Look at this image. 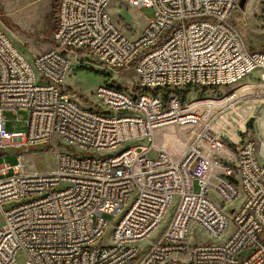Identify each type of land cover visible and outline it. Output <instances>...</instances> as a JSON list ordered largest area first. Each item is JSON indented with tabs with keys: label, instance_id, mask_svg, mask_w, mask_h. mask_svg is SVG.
I'll return each mask as SVG.
<instances>
[{
	"label": "built area",
	"instance_id": "2783aa9c",
	"mask_svg": "<svg viewBox=\"0 0 264 264\" xmlns=\"http://www.w3.org/2000/svg\"><path fill=\"white\" fill-rule=\"evenodd\" d=\"M115 2L153 11L136 38L113 22ZM238 4L59 0L52 46L31 63L0 20V149L45 146L55 161L47 172L26 168L21 155L13 168L0 165V264H17L19 254L22 264H264V164L256 141L235 151L219 146L216 119L234 107L236 93L221 104L165 94L232 87L264 73V52L250 51L231 23ZM70 59L109 73L132 70L141 93L100 85L98 110L80 107L60 91ZM4 113L24 131L7 133ZM195 122L199 132L180 159L155 147L157 130ZM118 215L115 224L104 218ZM228 219L233 233L223 242L187 245L191 226L221 239ZM109 227L110 243L101 245Z\"/></svg>",
	"mask_w": 264,
	"mask_h": 264
},
{
	"label": "rangeland",
	"instance_id": "374dc122",
	"mask_svg": "<svg viewBox=\"0 0 264 264\" xmlns=\"http://www.w3.org/2000/svg\"><path fill=\"white\" fill-rule=\"evenodd\" d=\"M52 3L53 0H0V20L3 31L29 63L32 62L34 56L49 50L52 46V34L55 28L57 10L56 5L53 9ZM109 14L121 33L128 39L136 38L153 17L151 9L137 10L117 2L109 8ZM230 20L250 51L264 52V0H246L241 9L238 4ZM90 65V63L83 60L81 67H77L70 59V70L64 83L60 86V91L66 93L80 107L98 110L99 103L95 98V91L100 85L113 86L133 96L141 93L140 89L136 88L137 80L132 70L109 73ZM261 76L263 77L261 78ZM241 83L245 86L241 87L242 85L239 83L236 86L216 90H176L175 92H167V95H176L184 102L190 103L206 100L219 101L231 93L238 95L239 91L245 92L246 97L238 100L233 108L223 110L216 119L218 121L233 111L230 116L224 118V121L218 127L221 133L219 146L223 151H226V147L231 151H235L244 140L254 139L257 145V157L259 162L264 164V102L259 108L254 107L256 106V95L264 101V73L257 70L248 75ZM237 87L241 88L236 89ZM252 101L253 103L249 104V106L251 105L250 108H239L237 110L242 103L246 106ZM101 110L107 112L103 107H101ZM4 116L6 118L7 133H22L24 131L20 123L13 121L14 116L10 113H4ZM18 116L26 119L28 114L26 111L19 110ZM195 135L190 133L189 130L183 131L178 126H168L161 128L154 134V143L156 148L166 151L174 160H178L184 154V147ZM134 146L135 144H130L128 147L132 148ZM18 155L23 157V165L31 170L47 172L55 166L54 158L47 153L45 146H34L19 150L0 149V165L6 164L10 168L15 167L19 163ZM153 155L154 153L151 152L150 156ZM194 192H198L196 184H194ZM211 196L213 195L211 194ZM241 202L242 199L231 204L230 209H237ZM130 204L131 199L128 200V206ZM171 214L172 209L168 212L160 228L152 235L151 240L160 237ZM120 217L121 215L115 218L111 216H105L104 218L109 223L115 224ZM232 233L233 226L229 219L226 233L221 239H214L191 226L186 242L188 246L217 244L226 240ZM110 234L111 229L109 227L104 239L101 241V245L110 243ZM148 246L149 243L141 245V250L146 251ZM23 261L24 258L19 254L16 259L17 264H22Z\"/></svg>",
	"mask_w": 264,
	"mask_h": 264
},
{
	"label": "bare ground",
	"instance_id": "6f19581e",
	"mask_svg": "<svg viewBox=\"0 0 264 264\" xmlns=\"http://www.w3.org/2000/svg\"><path fill=\"white\" fill-rule=\"evenodd\" d=\"M21 45V44H20ZM246 78V77H245ZM244 78V79H245ZM243 79V80H244ZM242 80V81H243ZM241 81V82H242ZM241 85H242V83H240ZM245 85H242L241 87H244ZM243 89H245V88H243ZM242 89V90H243ZM240 95H237L236 96V99H239V100H242L244 97H246L247 96V94L246 93H242L241 91H239L238 92ZM222 100V99H221ZM221 100H219V103L221 104ZM263 100H261L260 99V97L258 96V95H256V102H255V104H256V106H254L255 108L257 107V108H259L260 107V105L261 104H263ZM242 103V102H241ZM251 103H253V101L252 102H250V103H248V104H246V106H244L243 105V103L241 104V106H238V108H237V110L239 109V108H245V109H247V108H250V106H249V104H251ZM220 104H218V105H220ZM222 107V106H221ZM247 107V108H246ZM244 109V110H245ZM233 111H231L229 114H226L225 116H223V118H221V119H219L218 121H217V123H216V126H220L221 124H222V122L224 121V118L226 117V116H230V114L232 113ZM264 116V115H263ZM257 126V125H256ZM259 126V125H258ZM178 128H181V129H183V131H187V130H189V132L190 133H192V134H197L198 132H199V129H200V127H199V125H198V123L197 122H195V123H192V124H190V125H182V126H178ZM256 132V131H255ZM175 134V133H174ZM177 134H179V133H177ZM188 134V133H187ZM179 145V144H178ZM183 146V145H182ZM184 147V146H183ZM182 147V148H183ZM158 149V148H157ZM186 149V146L184 147V150ZM172 157V156H171ZM176 160V159H175Z\"/></svg>",
	"mask_w": 264,
	"mask_h": 264
},
{
	"label": "trees",
	"instance_id": "16d2710c",
	"mask_svg": "<svg viewBox=\"0 0 264 264\" xmlns=\"http://www.w3.org/2000/svg\"><path fill=\"white\" fill-rule=\"evenodd\" d=\"M57 3H58V1L53 0V3H52L53 9H54V6H55V5H56V6L58 5ZM53 13H54V10H53ZM203 90H207V89H203ZM212 90H216V89H212ZM165 94H167V92H166Z\"/></svg>",
	"mask_w": 264,
	"mask_h": 264
},
{
	"label": "water",
	"instance_id": "95a60500",
	"mask_svg": "<svg viewBox=\"0 0 264 264\" xmlns=\"http://www.w3.org/2000/svg\"><path fill=\"white\" fill-rule=\"evenodd\" d=\"M246 0H239V8H243L244 6V3H245Z\"/></svg>",
	"mask_w": 264,
	"mask_h": 264
},
{
	"label": "crops",
	"instance_id": "0c3cea01",
	"mask_svg": "<svg viewBox=\"0 0 264 264\" xmlns=\"http://www.w3.org/2000/svg\"><path fill=\"white\" fill-rule=\"evenodd\" d=\"M55 29V28H54ZM256 85H257V83H256ZM238 88H241V87H237L236 89H238ZM245 93V92H244ZM238 95H240V94H238ZM237 96V95H236ZM160 130V129H159ZM159 130H157L156 132H158ZM155 132V133H156ZM187 147V146H186Z\"/></svg>",
	"mask_w": 264,
	"mask_h": 264
}]
</instances>
